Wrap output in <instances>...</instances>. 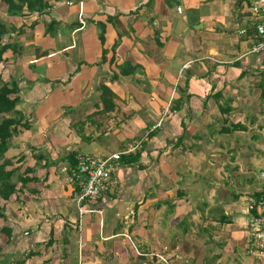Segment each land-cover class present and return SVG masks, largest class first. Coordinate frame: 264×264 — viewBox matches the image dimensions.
Returning <instances> with one entry per match:
<instances>
[{"label": "crops", "instance_id": "crops-1", "mask_svg": "<svg viewBox=\"0 0 264 264\" xmlns=\"http://www.w3.org/2000/svg\"><path fill=\"white\" fill-rule=\"evenodd\" d=\"M49 3V17L25 12L6 21L15 29L25 25L18 38L28 47L16 62L10 59V73L26 72L32 84L36 64L48 58L37 59L29 49L53 40L59 102L51 116L53 140L45 143L44 135L45 142L29 143L21 133L11 141L7 157L17 163L25 156L15 166L33 181L7 204L13 235L9 244L0 238V248L11 251L5 262L32 251L25 264H166L159 255L167 264H264L249 253L247 201L264 189V54L252 53L259 20L249 6L243 0ZM81 3L87 26L74 34ZM51 20L57 39L45 36ZM98 23L106 25L104 47ZM60 43L63 50L56 48ZM103 48L110 51L104 62ZM103 87L116 95L112 112H104ZM160 120L132 154L138 160L117 164V188L87 205L98 212L80 215L68 157L124 152ZM76 132L81 136L73 143L67 133ZM26 145L43 151L39 163Z\"/></svg>", "mask_w": 264, "mask_h": 264}, {"label": "trees", "instance_id": "trees-1", "mask_svg": "<svg viewBox=\"0 0 264 264\" xmlns=\"http://www.w3.org/2000/svg\"><path fill=\"white\" fill-rule=\"evenodd\" d=\"M2 5L7 8L10 17H23L25 16V12L30 15L38 14L39 16L49 17L53 7L50 5L49 0H0V6ZM34 26H36V24H34ZM56 26V20H51L47 23L45 27V36H51L54 38L57 33ZM97 26L99 29V40L104 47L106 41V25L104 23H98ZM24 27L25 25H23L22 28L15 29L4 20L0 21V65L7 60L5 55L8 52L13 54L10 59L14 58L16 62L20 57L15 58L14 56L22 53L26 49V46H23L20 43L18 44L16 40L19 35H22L26 31ZM5 38H7V40L13 38V41L8 43L7 41L4 42ZM117 46L118 44L116 43L113 48ZM109 52L108 49L103 48L102 62L106 60V56ZM50 54H53L54 56V52ZM72 77L73 74L70 75V79ZM21 93V87L15 76H13L10 81H6L0 73V238L1 236H7L9 240L7 244L10 243L13 235V230L9 227L10 225L6 215L7 204L12 201L11 198L14 195L21 192L23 185H26L29 181H33V179L21 176V168L15 166V164L24 160L25 156L19 157L17 163L16 159L7 157V153L11 148L12 139L19 136L22 131L31 128V122L24 119L22 110L19 109V106L23 103ZM102 96L105 107L104 112H112L115 108L113 100L116 95L110 88L103 87ZM33 153L35 160L39 163L43 159V151L41 152L37 149L33 151ZM68 159L71 163L72 169H75L77 166V159L75 160V156L70 155ZM122 160L132 163L138 160V155H125L122 157ZM46 166L49 167V163H47ZM35 254V252L30 251L26 256H23L21 260L19 259L12 264H25L26 260L35 256ZM5 260L4 257L3 259H0V264H5Z\"/></svg>", "mask_w": 264, "mask_h": 264}, {"label": "built area", "instance_id": "built-area-1", "mask_svg": "<svg viewBox=\"0 0 264 264\" xmlns=\"http://www.w3.org/2000/svg\"><path fill=\"white\" fill-rule=\"evenodd\" d=\"M248 6L253 16L258 18L256 32L258 42L253 46L252 53L257 55L264 54V0H243ZM69 6L73 3L69 2ZM84 5L80 4L77 20L80 26L74 31L77 34L87 26L85 20ZM181 12V8H178ZM244 34L245 31H242ZM163 120H160L149 131L145 132L144 136L135 143L129 145L124 152L114 153L108 156L100 155H79L77 157V166L71 168V178L77 183L79 192L75 196L80 215L86 213H96L98 211L89 209L87 205L95 203L97 200L112 192L117 188L119 182L114 176L117 164L125 155L136 153L143 147L145 140L150 134L159 128ZM260 178L264 182V172L260 174ZM248 210L251 214L248 222V230L250 233L249 253L264 261V189L260 197H249L247 201ZM130 240L131 245L136 249L132 237L126 235ZM161 262L168 263L165 257L158 256Z\"/></svg>", "mask_w": 264, "mask_h": 264}, {"label": "rangeland", "instance_id": "rangeland-1", "mask_svg": "<svg viewBox=\"0 0 264 264\" xmlns=\"http://www.w3.org/2000/svg\"><path fill=\"white\" fill-rule=\"evenodd\" d=\"M78 10H79V8L77 7L76 11H78ZM83 11L85 12L84 9H83ZM69 12L71 14L74 13V8H70ZM8 17H10V16L8 15L7 8L5 6H3V5L0 6V21L4 20L6 22L8 20ZM85 20H86V15H85ZM18 21H19V23H17V24L20 25L21 21L20 20H18ZM86 24H87V21H86ZM108 35L110 36L109 33L107 34V36ZM19 36H21V35H19ZM57 36H58V31H57V33L55 35L56 39H57ZM16 40H17L18 44L20 43L23 46L26 45V48H28L27 47V43L26 42L24 43L23 38H18L17 37ZM6 41H7V43L10 42V41H13V38H10L8 40H7V38H5L4 42H6ZM116 42H119V41H116ZM48 44H49V45H47L48 48L47 47H43L41 45H40V47H38L37 45H34L33 48L29 49V50L33 51L34 55H36L35 58H37V59L45 58V57L48 58L46 64H41L43 62L37 63L36 66H35V64H33L35 66L36 70L33 71V72H32V70H30V72H32L33 74H36L37 76H39L36 79V81L33 82V84L31 83L32 82L31 79L27 81L28 78H27V75L25 74L26 72H23V73L22 72L10 73V70H12V68L10 67L12 65V62L10 61V58L12 57V54L6 55L5 58L7 60L0 65V73L2 74L4 79L6 81H10L13 78V76H15L17 78L18 82H19L20 87H21V90H22L21 95H22L23 103L19 106V109L22 110L25 113L24 114L22 112V114L24 115V119L29 120L31 122L30 123L31 124V128L29 130H26L25 132L22 131V133L24 134V137L26 139H28V138L30 139L28 141L29 143L30 142H33V143L34 142H38L40 144V142L43 143V140L45 142L46 139L45 138L42 139V137L44 135H47L46 136L47 141L45 143H47L48 141L54 139L53 133H54V122H55V119H54V117L52 118L51 116L53 115V106H55L57 104V102H59V101L55 100L58 97V95H56V97L54 96L53 90H54V88H56L55 87L56 83H55V81H52L53 74H51L52 73L51 71L54 70L55 64L59 60V57H56L55 54L53 56V54H50V53H49L48 56L44 55V50L45 49H49V50H51V52H54L53 40L49 39V43ZM62 44L63 43H60V44H58V46H56L57 50H63ZM71 44H73L75 46L74 40H72ZM111 45H112V43H111ZM112 50L116 51L117 47L112 48ZM26 51L27 50H24L22 53H19L18 55L14 56V57L15 58L21 57L22 54H24ZM70 51L68 53H66V55H69L70 60H72L75 57H73V55L71 56ZM118 55H119V58H120V60H119V64L120 65L118 67L121 68V50L118 52ZM12 60L15 61L14 58ZM63 60L66 62L68 60V58L66 59V57H65V59H63ZM35 61L36 60H34V62ZM23 62H24V59H23ZM24 63H26V62H24ZM22 65H24V64H22ZM33 65H31L30 67H32ZM67 68L69 70V63L67 65ZM23 69H26L25 65L23 66ZM33 74H32V76H33ZM50 74H51V76L48 77ZM45 79H47L48 82H45ZM40 86H42V87H40ZM39 91H41V92H39ZM64 97H66V95ZM51 98H52V100L50 101ZM47 101H48V105L45 107ZM43 107H45V109H43ZM39 108L42 109V112H41V114L37 115L36 112H37V110ZM49 108H50V110L46 113V110L49 109ZM64 111L67 112L66 109ZM45 113L48 114L47 120L45 119ZM44 122H46V124H44ZM79 129L82 132L81 128H79ZM31 130L36 132L37 134H32V132L29 133V131H31ZM62 130H63V132H66V131H68V128L63 127ZM40 131H42L43 133H40ZM79 132H76V135L75 134H71V133H67V136H68L67 138L69 140H71L73 143H78L79 142V138L81 136ZM39 140H41V141H39ZM25 147H26V149H28L27 145ZM40 147L45 149V147L43 145H41ZM37 149L38 148H36V146L35 147H31L30 146V148L28 149V152H31V154H33V151H35ZM51 150L53 152L54 148H51ZM91 150L92 149H82L83 153L95 154V151H91ZM252 197H255V196H252ZM255 198H258V197H255ZM129 236L131 237V235H129ZM5 240H6V238L4 239V241L1 242L2 245L5 243ZM5 247H6V245L4 246V248L1 247L0 255L4 256L5 259L7 260V258H9L8 255H9V251L10 250L9 251H8V249L4 250ZM8 262L10 264L11 259H8ZM5 264H7V263H5Z\"/></svg>", "mask_w": 264, "mask_h": 264}]
</instances>
